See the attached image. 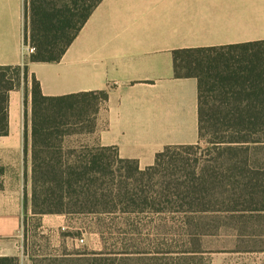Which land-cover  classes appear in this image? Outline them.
<instances>
[{"label": "trees", "instance_id": "16d2710c", "mask_svg": "<svg viewBox=\"0 0 264 264\" xmlns=\"http://www.w3.org/2000/svg\"><path fill=\"white\" fill-rule=\"evenodd\" d=\"M101 1L25 0L24 37L34 51L22 65H0V135L8 132L10 91L23 80L32 84V215L173 214L184 235L198 240L252 224L263 248L264 39L173 51L175 76L198 81L199 141L167 145L141 168L95 137L108 91L46 95L29 73L30 62L61 60ZM3 174L0 165V189ZM24 203L26 209V191ZM29 254L33 264H76L80 257ZM91 254V264L127 259ZM0 264H20L19 256L1 255Z\"/></svg>", "mask_w": 264, "mask_h": 264}, {"label": "crops", "instance_id": "0c3cea01", "mask_svg": "<svg viewBox=\"0 0 264 264\" xmlns=\"http://www.w3.org/2000/svg\"><path fill=\"white\" fill-rule=\"evenodd\" d=\"M24 25L25 0H0V65L25 62ZM259 39L264 0H102L61 60L30 62L29 73L46 95L108 91L95 137L145 168L165 146L199 141L198 81L175 76L173 51ZM31 86L23 80L10 91L8 132L0 135V256L17 255L20 264H31L23 241L32 216ZM38 218L49 231L71 220Z\"/></svg>", "mask_w": 264, "mask_h": 264}, {"label": "rangeland", "instance_id": "374dc122", "mask_svg": "<svg viewBox=\"0 0 264 264\" xmlns=\"http://www.w3.org/2000/svg\"><path fill=\"white\" fill-rule=\"evenodd\" d=\"M38 217L26 216L23 241L39 257L76 252V264H91V252L105 250L127 258L116 264H264L262 236L252 224L247 232L222 228L198 240L184 235L173 214L70 216L67 227L50 231Z\"/></svg>", "mask_w": 264, "mask_h": 264}, {"label": "built area", "instance_id": "2783aa9c", "mask_svg": "<svg viewBox=\"0 0 264 264\" xmlns=\"http://www.w3.org/2000/svg\"><path fill=\"white\" fill-rule=\"evenodd\" d=\"M23 46L25 47V54H30L34 51V48L26 41L25 37L23 36ZM82 242L84 241L83 238L80 239Z\"/></svg>", "mask_w": 264, "mask_h": 264}]
</instances>
